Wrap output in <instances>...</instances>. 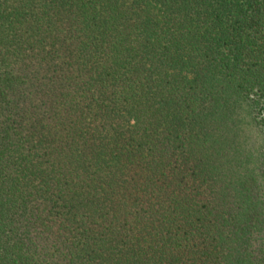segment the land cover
<instances>
[{"label":"trees","instance_id":"trees-1","mask_svg":"<svg viewBox=\"0 0 264 264\" xmlns=\"http://www.w3.org/2000/svg\"><path fill=\"white\" fill-rule=\"evenodd\" d=\"M258 121L264 0H0V264H264Z\"/></svg>","mask_w":264,"mask_h":264},{"label":"rangeland","instance_id":"rangeland-1","mask_svg":"<svg viewBox=\"0 0 264 264\" xmlns=\"http://www.w3.org/2000/svg\"><path fill=\"white\" fill-rule=\"evenodd\" d=\"M239 140H241V146L245 149L262 144L264 142V122L258 125V129L252 126L248 127V130L244 132Z\"/></svg>","mask_w":264,"mask_h":264}]
</instances>
